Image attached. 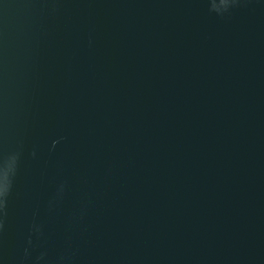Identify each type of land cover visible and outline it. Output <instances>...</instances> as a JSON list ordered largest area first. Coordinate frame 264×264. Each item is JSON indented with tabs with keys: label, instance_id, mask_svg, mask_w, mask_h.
Here are the masks:
<instances>
[{
	"label": "water",
	"instance_id": "1",
	"mask_svg": "<svg viewBox=\"0 0 264 264\" xmlns=\"http://www.w3.org/2000/svg\"><path fill=\"white\" fill-rule=\"evenodd\" d=\"M0 264H264V0H0Z\"/></svg>",
	"mask_w": 264,
	"mask_h": 264
}]
</instances>
